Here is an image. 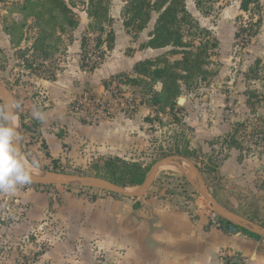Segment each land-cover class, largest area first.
<instances>
[{
  "label": "rangeland",
  "instance_id": "rangeland-1",
  "mask_svg": "<svg viewBox=\"0 0 264 264\" xmlns=\"http://www.w3.org/2000/svg\"><path fill=\"white\" fill-rule=\"evenodd\" d=\"M66 1L81 23L82 30L88 19V0ZM197 1L186 0L192 18L185 26V40L197 46L218 39V47L211 51L208 65L213 74L206 81L195 78L187 84L183 83L179 98L184 97L187 101L185 104L178 103L174 111L171 112L162 103L154 108V112L147 114L153 125L149 128L150 144L146 149L135 152V157H143L140 162L151 165L152 169L161 159L188 151L190 159L202 170L214 201L220 207L264 227V99L253 104L248 102L249 95H264V0H260L259 6H253L249 12L241 10L242 0H200V5ZM125 4L126 0H109V13L113 20L111 26L117 28L119 36L118 51L113 53L115 59L120 58L122 52H125V56L132 54V51H135L133 55L136 57H140L141 53L144 56L145 53L138 50L139 45L147 38L156 20L154 14L148 27L136 36L122 33L125 30ZM40 8L39 0H0V86L5 88L14 105H19L15 111L19 118L16 126L21 133L22 153L29 162L33 158L39 161L37 170L43 172V178L52 172L91 176L95 165L103 161H93L85 167L59 163L55 166L52 160L46 162L49 157L47 148L40 143L42 140L38 130L32 129L35 125H21L22 120L30 117V112L23 109V105L32 95H38L43 87L35 78H54L68 67L69 57L73 56V51H68L69 44L74 40L73 29L66 25L62 30L59 24L46 20L45 24H39L37 11ZM6 27L9 31L4 32ZM244 27L246 29L242 31ZM42 29L48 31V42L54 46L46 60L40 57V51L33 50V43ZM240 30L241 34L237 35ZM99 32L93 31L91 37H87L86 32L79 33V39H88L86 55L95 53L92 57L88 56L89 63H93L92 58L99 61L98 55L102 51L96 46L101 36ZM169 49H164L162 54L168 55L172 61L181 58V55L168 54ZM257 60H261L258 67ZM123 75L113 76L115 84H107L108 95L104 96H108L114 104L123 103L121 108L127 111L132 103L135 106L150 104L153 90L148 91V85H129L128 89H121L125 85L124 80L121 82L120 79ZM4 108H7L6 101L0 93V109ZM239 123H244L245 127H241L236 135L242 143V148L237 149L230 147L227 141ZM58 185L75 191L89 189L80 182L62 184L34 181L18 188L50 191ZM201 185L186 161L175 160L159 169L147 193L149 197H164L169 202L186 206L192 212L202 211L214 225L233 227L226 222L229 218L221 216L209 205L200 190ZM140 189L141 186L129 188L136 192ZM14 195L0 192V264H43L39 262V255L49 248V241L42 237L45 228L37 224L32 230L25 225V205ZM27 240L37 245L34 254L26 253Z\"/></svg>",
  "mask_w": 264,
  "mask_h": 264
},
{
  "label": "crops",
  "instance_id": "crops-1",
  "mask_svg": "<svg viewBox=\"0 0 264 264\" xmlns=\"http://www.w3.org/2000/svg\"><path fill=\"white\" fill-rule=\"evenodd\" d=\"M86 14L84 28L81 30L79 22L73 29L74 40L68 46L73 56L69 57L68 67L51 79L35 78L43 87L39 89L40 95H32L23 105L30 112L25 122L33 123L36 128L32 129L38 130L40 143L49 155L46 162L57 159L61 165L85 167L93 161L116 156L140 162L143 157L136 159L135 152L150 144L149 128L153 125L147 114L154 112L156 106L140 103L136 107L132 103L127 111L121 108L123 103H117L110 116L92 122L74 112L75 104L88 92L108 95L106 82L115 84L113 78L120 73L135 77L134 66L138 61L154 58L167 48L139 45L138 50L144 56L141 53L136 57L135 51L125 56L122 52L115 59L117 28L106 25V31L99 33L105 40L107 32L114 30L113 48L108 49L103 42L100 49L104 56L99 57L95 69H87L81 61L84 51L79 33L86 32L87 37L94 33L89 30L92 19ZM5 29L4 32L9 31ZM125 30L122 33L129 34ZM148 39L149 33L141 43ZM125 85L126 90L129 85ZM161 90V83L153 86V92ZM36 111L43 112L46 119L34 118ZM196 167L203 178L200 168ZM147 192L140 197H127L91 187L87 191H75L58 185L50 191L18 188L14 196L25 205V225L32 230L37 224L45 228L42 237L49 241V248L39 255V262L43 264H94L101 254L109 264H221L228 252L247 256L248 264H264L263 236L257 238L233 227L214 225L202 211L192 212L167 198L149 197ZM36 246L30 240L25 241L26 253L34 254Z\"/></svg>",
  "mask_w": 264,
  "mask_h": 264
},
{
  "label": "trees",
  "instance_id": "trees-1",
  "mask_svg": "<svg viewBox=\"0 0 264 264\" xmlns=\"http://www.w3.org/2000/svg\"><path fill=\"white\" fill-rule=\"evenodd\" d=\"M260 0H242L241 10L249 12L253 6L258 7ZM40 9L37 11L39 24H45L44 20L59 24L62 30H65L66 25L75 29L79 25V21L74 15L70 5L66 0H39ZM200 3V0L197 1ZM200 5V4H199ZM109 0H88L87 13L92 19L89 23L90 31H106V25L111 26L113 20L109 13ZM156 14V20L153 29L149 32V39L142 43V48H170L168 54L181 55V58L172 61L168 55L160 54L154 58H147L138 61L134 66L135 77L125 74L121 82L131 86H146L153 90L155 84L161 83V92H153L152 99L149 103L152 106L165 104L169 107L171 112L178 107L177 99L182 94V84L188 83L195 78L207 80L212 71L208 68L209 59L212 56L211 51L218 47V39L214 41L202 42L195 46L194 43L185 40V26L190 23L192 15L188 11L186 0H126L123 8L124 26L129 33L134 36L145 30L150 21ZM244 27L243 30H245ZM241 34V30L237 35ZM50 34L46 29H42L41 34L35 39L33 43V50L40 51V57L46 60L49 57L51 49L54 47L48 42ZM96 46L100 48L103 42L107 43L108 49L113 48L115 42V32L110 29L107 32L105 40L101 36L97 39ZM88 39L86 37L82 40L83 46V67H89L91 70L99 62L97 59L93 63H89V57L86 55V44ZM89 56V57H88ZM103 51L98 55L103 57ZM88 58V59H87ZM261 60H257V67ZM121 76V75H120ZM106 86L109 84L105 83ZM123 89V85L120 87ZM264 99V95H249V103H257ZM163 109V108H161ZM21 118L22 115H20ZM261 118V116H260ZM150 120L149 117H147ZM22 126H27V123L22 120ZM241 127H245L244 123H239L234 132L227 141L230 147L237 149L242 148V143L238 141L236 135ZM30 130V127H28ZM180 156L190 158V153L179 152ZM54 165L58 163L57 159L52 160ZM97 162V161H96ZM56 168V167H55ZM94 173L91 176L101 177L124 187H136L144 183L147 178L151 165H144L139 161H129L121 157H110L103 160V163H97L93 168ZM202 173V170L200 169ZM97 189V188H96ZM100 190V189H99ZM105 191V190H104ZM225 221V219L220 218ZM226 222L231 224L235 230L242 231L251 236L259 238L260 235L243 227L237 223H232L231 220L226 219Z\"/></svg>",
  "mask_w": 264,
  "mask_h": 264
},
{
  "label": "water",
  "instance_id": "water-1",
  "mask_svg": "<svg viewBox=\"0 0 264 264\" xmlns=\"http://www.w3.org/2000/svg\"><path fill=\"white\" fill-rule=\"evenodd\" d=\"M0 93L3 95V97L6 101L7 108H14V110H15V107H14L15 105L13 103V100L11 98H9L5 88L2 86H0ZM185 101H186V98H184V97H180L178 99L179 104H184ZM16 115H17V113H16ZM17 118H18V116H17ZM25 120H27V119H25ZM19 134H20L19 145H20V149L22 152L21 133L19 132ZM175 160L186 161L189 164V166L194 170L195 174L197 175V177L199 178V180L202 184L200 187L201 192L206 197L209 205L217 213H219L221 216L229 218L230 220L236 222L237 224H239L243 227H246V228L250 229L251 231H253V232L264 237V227L263 226L255 223L254 221H252L246 217H243V216L238 215L234 212H231V211H229L223 207H220L214 201L213 196H212L206 182L204 181L201 174L199 173V170L197 169L196 165L190 159H188L186 157H182L180 155H178V156L174 155V156L166 157V158L161 159L159 162H157L152 167V169L150 170V172H149L147 178L145 179L144 183L142 185H140L141 189L138 192L130 191L128 187L121 186L119 184H116V183L109 181L107 179H103L101 177L78 175V174H72V173H66V172H52V173H50V175L48 177H45V178H43V177L39 178V177L33 176V181L37 182V183H62V184H67V183L70 184V183H74V182H80V183H83L89 187H93V188H97L100 190H105V191H109V192H113V193H118V194H121V195H124L127 197H140L147 192V190L149 189L153 180L155 179L159 169L163 165L170 164V163L174 162Z\"/></svg>",
  "mask_w": 264,
  "mask_h": 264
},
{
  "label": "clouds",
  "instance_id": "clouds-1",
  "mask_svg": "<svg viewBox=\"0 0 264 264\" xmlns=\"http://www.w3.org/2000/svg\"><path fill=\"white\" fill-rule=\"evenodd\" d=\"M18 108L19 105L14 106ZM34 118L44 121L43 112L33 113ZM17 115L14 108L0 109V192L14 194L18 186L33 182L32 172L39 168L35 158L29 162L21 152L20 134L16 126Z\"/></svg>",
  "mask_w": 264,
  "mask_h": 264
},
{
  "label": "built area",
  "instance_id": "built-area-1",
  "mask_svg": "<svg viewBox=\"0 0 264 264\" xmlns=\"http://www.w3.org/2000/svg\"><path fill=\"white\" fill-rule=\"evenodd\" d=\"M75 110L82 118L96 121L101 117H108L115 111V104L108 96H95L85 93L79 97ZM94 264H109L105 257L99 255ZM221 264H248V257L238 253L228 252L223 255Z\"/></svg>",
  "mask_w": 264,
  "mask_h": 264
},
{
  "label": "bare ground",
  "instance_id": "bare-ground-1",
  "mask_svg": "<svg viewBox=\"0 0 264 264\" xmlns=\"http://www.w3.org/2000/svg\"><path fill=\"white\" fill-rule=\"evenodd\" d=\"M179 163V162H178ZM172 164V163H171ZM180 164V163H179ZM182 164V163H181ZM169 166V165H168ZM174 166V165H173ZM170 167V166H169ZM172 167V166H171ZM177 167V166H176ZM175 168V167H174ZM177 169V168H176ZM32 175L35 176V177H39V178H42L43 177V172H41L40 170H37L35 169L33 172H32Z\"/></svg>",
  "mask_w": 264,
  "mask_h": 264
}]
</instances>
